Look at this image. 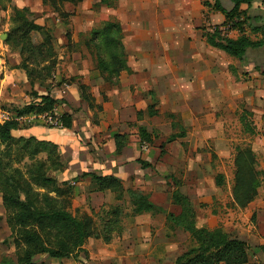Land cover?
Here are the masks:
<instances>
[{"label":"crops","instance_id":"obj_1","mask_svg":"<svg viewBox=\"0 0 264 264\" xmlns=\"http://www.w3.org/2000/svg\"><path fill=\"white\" fill-rule=\"evenodd\" d=\"M215 1L172 0L169 2L171 7L176 8L178 18L183 24L179 28L171 20L173 15L168 12L169 6L162 4L160 0H119L117 8L105 9L107 13L111 12V15L120 23L124 34L123 45L129 71L120 73L117 85H110L105 82L94 68L77 73V75L83 76L84 82L71 85L78 98L76 102L84 103L81 100L79 85H84L87 88V93L93 99V107L83 104L86 108V114H84L86 120L79 132L74 130V127H78L72 121L70 113H60L59 101L54 109L49 112L55 117L57 123L48 124L42 121L48 127L31 128L22 131V133H27L26 136L18 137L35 138L37 141L48 142L57 147L63 169L62 172L58 173L61 179H57V177L53 179L59 184H67L71 187L72 196L75 192L76 201H80V190H86L83 195L85 194V198L89 200L88 209L91 211V215L96 216L100 213L99 217H101L103 213L106 218H112L108 213L117 207L114 205L112 209L105 211V205L112 202V199L115 202H121L125 194L127 195V191L130 190L127 186L133 184L138 187L143 177L149 178V181L157 178L153 177L152 179L147 174L149 169L142 168L139 163L153 167V159L149 154L140 153L139 146L144 144L140 142V128L151 135L152 145H155V137L152 136L153 131H157L159 136H164V140H160L163 142H160L158 149H154L156 151L155 158L164 152L163 143L169 144L167 140L171 135L181 136L170 142L171 147L180 151L181 155H178V159L180 156L178 161L180 169L197 168V159L194 162L187 157L183 161L182 156L185 151L188 154L201 152L208 146L207 141L219 140L222 137L221 120L216 117L215 113L219 111L221 100L226 99L227 103L230 101V96L224 94L222 87L228 89L236 81V77L233 76L229 68V63H231L229 59L234 58L211 48L205 42L203 31H191L192 29L189 30L187 26L192 22L198 23L199 26L203 25V19H206L204 18L206 15H208L209 26L220 25L224 18L215 10ZM218 2L226 11L233 8L229 0H218ZM205 5H207V9L204 7ZM189 9H195L199 16L194 17L195 14L189 12ZM207 11L210 13L207 14ZM206 32H210V29L207 28ZM74 34L78 33L75 32ZM229 38L235 40L237 37L231 38L229 36ZM63 87L69 91V86ZM40 96H49L58 102L56 98L50 95V91H45L44 94H39ZM151 96H153L157 106L153 107L155 115L149 117L147 109L154 105ZM38 102L39 99L36 98L33 104ZM166 111L173 113V115L179 114V126L177 125L179 132H172V125L176 121L161 119V115ZM64 114L70 117L69 129L63 128L61 124V117ZM10 121L14 122L13 120ZM134 130L138 137L132 135ZM117 136L123 139H116ZM131 139L133 140L131 141ZM119 142L124 145L121 144V151L116 154V147ZM251 151L254 153V149ZM184 173L183 179H186L187 172ZM83 174L101 177L114 176L122 184L123 195L121 199L116 200L115 195L110 191L97 192L95 183L90 177H82ZM68 176L70 178H67ZM190 179L192 184L200 183L197 174L191 175ZM216 193L217 208L211 210L208 208L207 216L203 218L199 217L198 214L196 215L191 204L192 199L188 197L189 194L180 193L188 199L191 209L195 213L196 227L213 230L218 226L232 238L245 243L247 249L250 246L253 248L259 245L264 246V198L253 201L247 208L241 210L233 202L230 186L225 194L227 200L220 199L224 196L222 189H217ZM171 198L172 193L170 195L172 203ZM148 201L157 208L159 207L149 198ZM130 206L132 205L130 204ZM177 207L180 210L178 214H169L178 216L181 209L179 206ZM131 208L130 222H127L125 227L121 225L120 210L116 225H113L111 220L106 219L103 227H107V231H110L111 235V240L109 239V242L105 243L106 247L97 244L92 246V238L85 242L82 250L88 253L90 264H105L107 262L111 264H157L154 258L156 254L153 253H155L158 245L155 244L154 240L151 242L145 238L150 232V228L153 227L152 221L149 222L145 217L146 215L156 216V214H134V208ZM84 211L88 212L87 207L84 208ZM86 215L93 219L90 214ZM167 215L165 219L166 223L169 224ZM141 217H144L145 220L143 224ZM252 217L255 218L254 223L249 224L247 222L245 225L242 223L243 218L248 221ZM211 223L216 227L210 228ZM170 227L173 226L170 225ZM119 233L123 234L112 242L113 236ZM140 238L143 239V245L138 244ZM166 246L163 243L164 253L160 257L162 262L167 256ZM96 249L99 253L91 252V250ZM134 249L147 251V254L140 252L139 255L128 258V253L131 251L133 253ZM259 254L255 255L251 262L248 260V263L256 264V261H260L263 264L264 259H260ZM145 256L146 259L143 258ZM59 261L63 263L64 260ZM169 264H174V260Z\"/></svg>","mask_w":264,"mask_h":264},{"label":"rangeland","instance_id":"obj_2","mask_svg":"<svg viewBox=\"0 0 264 264\" xmlns=\"http://www.w3.org/2000/svg\"><path fill=\"white\" fill-rule=\"evenodd\" d=\"M171 1L160 0L162 4L169 6L168 12H171L173 15L171 20L179 28L183 24L181 19L178 18L176 8L171 7L169 3ZM99 2L100 0H83L80 3H67L58 13H55L49 7L44 6L43 0H0V125L3 124L2 116H8L13 121L14 119L19 120L25 117L17 116L14 111H20L24 107L33 104L37 95L39 96V94H44L45 91H50V95L56 98L58 103L60 101L58 104L60 113H70L72 121L78 127H74V130H78L79 132V129L84 125L86 120L84 115L86 114V108L83 105L84 103L76 102L78 98L76 97L75 89H72L71 85L84 82L83 76L77 75L79 71L91 70L93 68L97 70L95 68L96 61L98 60V55L102 54L104 49L101 38L98 36L95 38L94 33L100 31L106 22H117L120 25L114 16L111 15V12L107 13V10H105L117 8L118 2L113 8L101 7L99 6ZM204 7L208 8L207 5ZM15 11L22 12V15L15 17ZM188 11L194 13V17L199 16V13L195 9H189ZM240 11L243 13V16H240V22H243V35L252 41L263 40L264 38L261 34L254 33L253 29L264 26V0H254L249 8L243 6ZM209 13L207 11V14ZM207 17L208 15L204 17L206 19H203V25L201 26L196 22L187 25L189 30L192 29L191 31H203L206 43V36L212 34L215 28L220 30L223 37H239L237 31H229V23L223 26L225 19L220 25L211 27L209 26ZM23 18L28 23L27 25H34L39 29H30V25L27 28V40L34 46H37L43 42L46 36L50 37L55 52L54 65L49 77L45 76L46 74L44 73V80L41 83L34 80L32 81L33 85L29 84L24 71L19 68L21 59L17 52L16 38L18 35L17 29L24 24ZM207 28L210 29V32H206ZM75 32L78 34L75 35ZM123 35L122 32L121 43L124 49ZM2 36L4 37L2 38ZM229 60L231 61L229 63L231 73L236 77L235 85H230L228 89L222 87L224 94L230 96V101L227 103L226 99L221 100L219 111L215 113L216 117L221 120L220 126L223 130V135L219 140L213 139L207 141L208 146L203 151L191 154L185 151L182 156L183 161L187 157L191 158L194 162L197 159L196 169L188 167L180 169V163L178 162L180 159V156L178 159V155H181L180 151L177 148L171 147L170 143H163L164 152L161 156L155 158L156 151L154 149L157 150L160 142H163L160 140H164V136L161 135V138L158 135L159 133L157 134V131H153L154 134L152 135L155 137V145L147 146V150H142L141 145L139 146L141 154L148 153L153 159V167L152 165L147 167L149 169L147 174L152 179L153 177L157 178L149 181V178L143 177L138 187L132 184L127 186V188L130 189H128L129 191H136L143 195L146 194L147 199L149 198L154 204L159 206V213L156 216H144L149 222L152 221L153 224V227L150 228V232L145 238L151 242L154 240L155 244L158 245L155 253H153L156 254L154 258L157 264H169L183 252L189 251L196 246L195 241L191 239L188 233L182 229L170 227L166 223L165 217L167 214L172 213L176 215L180 211L177 206L171 203L170 195L173 191L186 195L189 194L188 197L192 199L191 204L195 209L196 215L198 214L201 218L207 216L208 208L210 210L217 208V189H222V193L224 194L220 199L227 200L225 194L229 186L232 188L233 185V160L236 150L248 147L254 149L256 169L260 172L261 182L264 183V48L254 51L248 50L241 61L236 59ZM108 84L111 85L113 83L109 80ZM117 84L114 83V85ZM63 86H69V91ZM151 100L154 101L153 107L155 108L157 103L153 96H151ZM178 116L179 114L173 115V113H168V111L161 115V119H173L176 121V127L172 130L173 133L179 132L177 128V125L179 126ZM17 124L18 129L12 133L15 139L26 136L27 133H22V131L40 126L48 127L45 122L37 120H21ZM132 135L138 137L135 130ZM127 142L129 143V140ZM3 149L2 147L0 148V150ZM37 158L45 160V155L41 154ZM19 160L13 168L25 173L30 163L23 162V160L20 162ZM185 171L187 172V177L183 179ZM195 174H197V178L200 181L198 184L190 182V176H195ZM217 175H222L223 177V184L220 187H216L215 185V177ZM46 176L61 179L57 172L49 170H47ZM67 178H70V176ZM80 192V201L75 200V192L74 196L66 200L68 210L77 218L83 214H90L95 221L96 227L95 236L92 237L91 244L92 246L97 244L106 247L104 238L109 237L110 239L111 235L110 231H107V227L105 228L103 225L106 223V219H110L106 218L103 213L101 217H99L100 213L96 216L91 215V211L88 209L89 200L85 198V194L83 195V193H86V190H80ZM262 198H264V184L259 189L254 201ZM129 202L131 204L128 194H125L121 202H115L112 199V202L104 206V210L112 209L114 205L118 207L121 212V225L125 227L127 222H130L129 215L132 206H130ZM86 207L88 212L84 211ZM213 213L216 214L215 211ZM144 217H141L142 224L145 221ZM7 218L8 213L3 207L0 194V264H15L16 257L21 253L23 248L19 247L16 249L13 245V238L8 228ZM254 219L252 217L247 221V219L243 218L244 221L242 223L244 225L247 222L249 224L254 223ZM209 226L210 228L216 227L212 223ZM215 229H219L218 226ZM122 234L114 235L112 242ZM139 240L138 244L143 245V239L140 238ZM163 243L167 245V256L164 262L160 258L164 253ZM258 247L260 245L255 248ZM255 248L250 246L248 249L249 262L258 253H260V259H264V253ZM93 251L99 253L98 249L91 250V252ZM140 252L141 254H147V251L143 252V250L134 249L133 253L132 251L128 253V258L139 255ZM89 258L87 252L79 251L67 259H62L64 260L63 263L59 260L49 259L45 255L34 258L33 262L36 264H90ZM143 258L146 259V256ZM256 262V264H262L260 261ZM105 264L111 263L107 262Z\"/></svg>","mask_w":264,"mask_h":264},{"label":"trees","instance_id":"obj_3","mask_svg":"<svg viewBox=\"0 0 264 264\" xmlns=\"http://www.w3.org/2000/svg\"><path fill=\"white\" fill-rule=\"evenodd\" d=\"M83 0H43V4L53 12L58 13L67 3H80ZM119 0H100L99 6L113 8ZM233 6L230 11L224 10L218 0L215 1V10L223 15V26L229 23V31H237L239 37L235 40L223 37L219 29H214L212 34L206 36L207 44L214 49L224 52L229 57L241 61L248 50L254 51L264 48V39L252 41L243 35V22H240L241 6L249 8L254 0H229ZM15 17L22 12L15 11ZM23 25L17 29L16 44L18 55L21 59L19 68L24 71L30 85L36 80L41 83L45 76L49 77L54 65L55 52L50 37H45L37 46L27 40L28 30L31 25L23 18ZM39 30L31 25L30 29ZM254 33L261 34L264 38V26L255 27ZM16 34V33H15ZM100 37L103 43V53L98 55L96 66L99 74L105 82L111 81V85L117 84L119 74L128 72L127 59L121 43L122 30L117 22H106L100 31L94 33V37ZM81 100L89 107H93V99L87 93L84 85H79ZM38 103L28 105L20 111H14L17 116L31 114H44L51 112L58 104L49 96H36ZM149 117L155 115L153 105L147 109ZM63 128H70V117L62 115ZM173 128L176 126L172 125ZM18 129V124L5 122L0 125V194L3 207L8 213L7 223L16 249L23 250L16 257L15 264H36L34 258L47 256L52 260H62L73 254L83 251L85 242L95 236V221L87 216H73L67 206V199L72 196V188L66 184H59L53 178L47 177V170L62 172V164L57 147L51 143L37 141L35 138H18L12 136V132ZM181 136L171 135L167 142L170 143ZM140 142L147 146L152 145L151 135L143 128L139 129ZM116 139H123L117 136ZM121 142L117 143L116 154L121 151ZM124 145V144H123ZM45 155V160H40L39 155ZM20 160H19V158ZM15 158V160H14ZM29 162L25 173L14 169L17 161ZM142 168L148 164L139 162ZM234 178L231 188V196L238 209H245L258 195L262 183L260 172L256 169V158L251 149H237L233 160ZM82 177H90L96 185L97 192L110 191L120 200L123 188L120 180L114 176H95L83 174ZM223 184L222 175L215 177V185ZM134 208V214L152 213L158 214L159 209L151 204L147 196L136 192L127 191ZM172 204L179 206L181 212L178 216L167 215L168 223L188 233L196 246L183 252L175 258L174 264H248V249L245 243L232 238L220 228L207 230L196 227V216L191 209L188 199L178 191L172 193ZM69 200V199H68ZM118 208V207H117ZM111 210L108 215L113 225L118 223L119 208ZM105 243L109 237H105ZM264 253V246H260Z\"/></svg>","mask_w":264,"mask_h":264},{"label":"built area","instance_id":"obj_4","mask_svg":"<svg viewBox=\"0 0 264 264\" xmlns=\"http://www.w3.org/2000/svg\"><path fill=\"white\" fill-rule=\"evenodd\" d=\"M3 117V123L5 122H11L10 119L8 118V116H2ZM21 120H25V121H35V120H41V121H45L48 124L50 123H57V121L55 120V117L52 114L49 113H44V114H33L30 116H25L23 118H20L19 120L14 119V122H18ZM142 150H147V145L146 144H142L141 146ZM264 264V263H263Z\"/></svg>","mask_w":264,"mask_h":264},{"label":"water","instance_id":"obj_5","mask_svg":"<svg viewBox=\"0 0 264 264\" xmlns=\"http://www.w3.org/2000/svg\"><path fill=\"white\" fill-rule=\"evenodd\" d=\"M4 36H2V38H3Z\"/></svg>","mask_w":264,"mask_h":264}]
</instances>
